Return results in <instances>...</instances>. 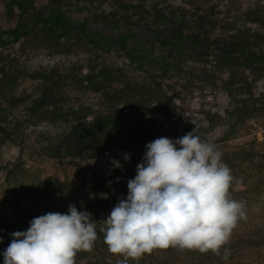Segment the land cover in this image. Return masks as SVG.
<instances>
[{
    "label": "rangeland",
    "instance_id": "1",
    "mask_svg": "<svg viewBox=\"0 0 264 264\" xmlns=\"http://www.w3.org/2000/svg\"><path fill=\"white\" fill-rule=\"evenodd\" d=\"M23 2L24 11L12 12L9 0H0V37L13 40L18 35L12 43L0 45V59H5L10 68V76L4 83L8 87L0 84V106L10 126L8 133L0 132V217L10 221L23 219L29 225L33 218L49 212L67 213L70 204L91 214H98L97 210L110 203L114 207L118 198L127 197L128 180L135 177L136 167L142 162L143 156L139 158L137 154H145L147 143L162 136L175 140L194 128L196 135L216 145L222 160L237 157L236 161H242L237 173L264 174V95L224 103L215 99L212 89L197 84L199 81L218 86L242 84L244 71L223 70L215 64L212 66L219 69V75L206 78L208 68L201 73L194 72L201 64L199 60L187 62L179 71L180 63L168 59L169 70L162 68L165 62L161 59L172 52L169 45L162 41L155 44L146 41L147 37L140 38L142 34L137 35L140 26L147 23L150 26L144 29L143 36L158 27L171 25V32L165 34L167 37L185 41L195 37L212 41L213 47L217 46L216 40L230 41V45L239 42L241 54H253L264 62V0ZM36 11L64 15L66 26L55 30L60 35L57 43L51 41L49 30H28L35 23L32 15ZM82 25L90 37L76 36L74 31ZM61 31L67 35L66 39ZM96 40L99 47L93 44ZM137 46L138 59L133 57ZM101 66H107L106 77L111 80L106 88L108 96L104 90L95 91L88 82L91 75L99 74ZM45 74L70 75L62 84L75 83L71 88L61 86L64 108L104 110L106 105L123 110L127 116L126 109L134 107L130 104L137 108V102L145 97L164 121L156 124L151 137L142 125L135 132L122 135L123 141H143L137 153L128 152L132 159L125 160L117 142L97 158H50L43 148L56 143L69 130L68 124L31 126L24 124L19 115L22 108L36 99L40 90L38 81ZM9 98L20 99L18 103L22 107L8 106ZM132 122L138 124V118ZM142 123L151 126L147 120ZM129 143L134 151L137 146ZM113 160L122 168H115ZM244 188L243 185L232 187L234 192ZM100 193L109 198H100ZM96 226L100 233L101 222ZM256 238H261V233ZM96 251L93 248L92 252ZM231 256L232 259L224 261L216 255H207L202 260L183 264H264V246L251 245L232 252Z\"/></svg>",
    "mask_w": 264,
    "mask_h": 264
},
{
    "label": "clouds",
    "instance_id": "2",
    "mask_svg": "<svg viewBox=\"0 0 264 264\" xmlns=\"http://www.w3.org/2000/svg\"><path fill=\"white\" fill-rule=\"evenodd\" d=\"M194 130L146 144L136 175L128 180L127 197L118 198L99 229L108 251L123 257L116 264L129 259L138 264L145 255L170 247L229 259L226 246L239 222L247 220L246 206L231 195L235 178L222 153ZM112 164L122 168L116 160ZM10 235L4 264H76L77 253L91 252L98 239L92 214L74 204L67 213L35 217L26 231Z\"/></svg>",
    "mask_w": 264,
    "mask_h": 264
},
{
    "label": "trees",
    "instance_id": "3",
    "mask_svg": "<svg viewBox=\"0 0 264 264\" xmlns=\"http://www.w3.org/2000/svg\"><path fill=\"white\" fill-rule=\"evenodd\" d=\"M9 2L12 6L10 11L13 12L14 9L24 11L23 7L25 3L23 0H9ZM32 17L35 23L32 28L28 27V30L38 31L39 28L43 31L49 30L52 35L51 41L57 43L60 35L57 36L55 30L60 31V26H66L64 15L61 12H51L45 15L36 11ZM24 20L27 21V16L24 17ZM84 28L82 25L74 31L77 33V37H90ZM63 32L61 31V36L66 39L67 35L65 36ZM17 37L18 35H15L13 40L0 37V45L12 43ZM93 44L98 46L97 40ZM9 69L6 60L0 59V84L2 83L3 86L5 85L7 76H10ZM98 71L99 74L91 75L88 78V82L92 84L95 91L104 90L103 93L108 96L106 88L109 87L108 85L111 83V80L106 77L107 66H101ZM69 78L70 75L64 77V75L45 74L38 81L40 90L36 99L28 107L22 108L19 114L21 121L26 125L49 124L58 126L68 124L69 130L56 143L43 148L45 155L50 158L63 156L68 158H97L105 153L104 151H106L108 146L115 142L121 145L120 151L122 155L129 154V151L133 153L136 151L137 153L143 141L140 139L139 141L131 139L123 141L122 135L128 132H135L142 125L146 128L144 130L145 133L151 137V132L156 124L164 121V117L161 116L160 118L157 111L151 108V105H148L149 100L145 101L143 99L145 97L141 98L143 103L141 100L137 102V108L133 103V105L130 104L134 107L130 110L126 109L128 112L127 116H124L123 110H116L114 107H107L106 105L104 110H93L89 108L79 110L73 107L64 108L61 105L64 100L61 95V86L71 88V85L73 87L75 84L72 81L64 85L62 84L63 81ZM5 86L8 87V85ZM0 96H2L1 93ZM18 102H20L18 98H9L7 100L8 106L13 108L15 106H21ZM135 111L136 115L134 114ZM5 114V110L0 106V132L8 133L10 126L6 121ZM166 116L168 118V113L165 114V118ZM136 118H138V124L132 122ZM144 120L150 122L151 126L142 123ZM156 128L160 129V126ZM129 141L137 146L134 151L130 148ZM137 155L139 158L144 156V154ZM236 158L223 160V162L230 167L232 175L235 178L233 186H245L244 190L240 192H234L233 189L230 191L234 199L244 202L247 220H241L239 222L238 227L233 232L230 243L226 246L230 249L231 255L232 252L235 253L240 249L251 247V245L264 246V174H258L257 172L250 174L237 173L242 161H236ZM114 198L115 196L112 197V201ZM112 208V204L110 203V206H102L100 210H97L99 212L98 214H92L95 223L99 224L101 222L103 226L102 220L107 217ZM28 228L29 225L23 219L10 221L0 217V237H2V242H0V264H4L3 252L12 240L10 233L26 231ZM258 233H261V238L259 239L256 238V234ZM242 234L243 237L241 238ZM94 248H97L96 252L81 251L77 253L75 258L76 264H116L118 259H123V257L113 255L108 251V247L104 243V235L101 232L98 233V239L94 244ZM99 248H101V251ZM207 255L214 254L211 252L201 254L198 251H180L177 248L170 247L167 250H155L151 255H145L139 260L138 264H183L202 260ZM231 255L229 257L230 259H232ZM91 260H93V263L90 262ZM128 264H137V262L129 259Z\"/></svg>",
    "mask_w": 264,
    "mask_h": 264
},
{
    "label": "flooded vegetation",
    "instance_id": "4",
    "mask_svg": "<svg viewBox=\"0 0 264 264\" xmlns=\"http://www.w3.org/2000/svg\"><path fill=\"white\" fill-rule=\"evenodd\" d=\"M221 13H224V9L221 10ZM175 23L177 24V22ZM148 26H150L148 23L145 26H140L137 35L142 34L140 38L147 37L148 39H146V41H152L153 43L155 42V44L160 41L165 42L171 48L170 50L172 52L163 56L164 60L161 59V62H165L162 68L169 70L170 65L166 64L168 63V59L180 63L181 69L179 71L184 68L187 62L194 63L199 60L201 61V64L199 67L194 68V72L201 73L205 68H208V75L206 76L204 74V77L206 76V78L219 75V69L212 66L215 64H218L220 68H223V70L231 68L242 69L245 76V80L242 84L226 83L218 86L211 84L210 82L202 81L197 82V84H200L202 87H209L212 89L213 92H215V99L219 98L224 103H228L235 98L249 100L256 99L257 97L264 95V62L262 60L260 61V58L253 54H241V51L239 50V42L230 45V41L216 40L215 43H217V46L213 47L214 45L212 44V41H206L195 37L190 38V41L170 38L165 34H169L171 32V25L167 26V28L158 27L153 31L147 32L148 35L143 36L145 33L144 29ZM134 35L136 36L135 33ZM138 53L139 46H137V52L133 57L138 59ZM206 63L210 64V66ZM186 72L183 74L184 76L187 75Z\"/></svg>",
    "mask_w": 264,
    "mask_h": 264
}]
</instances>
